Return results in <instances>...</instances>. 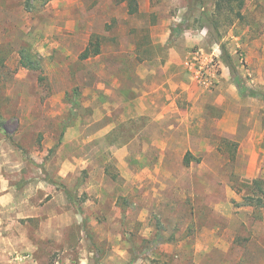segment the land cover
Here are the masks:
<instances>
[{"label": "rangeland", "instance_id": "1", "mask_svg": "<svg viewBox=\"0 0 264 264\" xmlns=\"http://www.w3.org/2000/svg\"><path fill=\"white\" fill-rule=\"evenodd\" d=\"M26 1L0 0V264H264V0L217 30L213 0ZM197 49L219 55L209 87ZM177 53L163 105L148 73Z\"/></svg>", "mask_w": 264, "mask_h": 264}, {"label": "trees", "instance_id": "2", "mask_svg": "<svg viewBox=\"0 0 264 264\" xmlns=\"http://www.w3.org/2000/svg\"><path fill=\"white\" fill-rule=\"evenodd\" d=\"M51 0H43L41 6H44L46 3H48ZM126 2V8L127 13L129 15L137 14L138 13V3L139 0H120ZM213 10L208 11L206 9L203 10L200 16V20L203 23V26H211L214 27L216 30L220 26L221 21H224L226 25H232L233 22L237 23H245L246 17L245 14L242 12L243 8L245 7V1L246 0H213ZM30 0L26 1L25 6L29 10L30 9ZM34 4V3H33ZM32 4V5H33ZM191 5L194 6H200L204 8L205 6V0H191ZM101 53V38L98 35H92L87 46L82 50L80 53L78 59L80 61H85L90 58L99 56ZM150 54V52H148ZM226 64L233 69L232 60L228 55H225ZM19 64L21 67L29 69L31 71H39V64L38 59L29 51L27 50H21L19 52ZM80 92L77 88H74L71 93L65 94V101L70 106L71 111V117L75 116V112L77 111L79 107V100ZM69 126V124L65 123L64 126H62L61 135L64 133L65 129ZM233 148V153L236 149V143L230 144ZM190 155V153H186L185 157L187 158ZM252 185H255L258 187V190L261 192V188L259 185H262V181L260 180H253L251 182ZM66 193L69 195L70 200L71 196L68 191Z\"/></svg>", "mask_w": 264, "mask_h": 264}, {"label": "crops", "instance_id": "3", "mask_svg": "<svg viewBox=\"0 0 264 264\" xmlns=\"http://www.w3.org/2000/svg\"><path fill=\"white\" fill-rule=\"evenodd\" d=\"M177 55L180 54L177 53ZM180 65H181V55L179 56V59H177V57L172 56L169 57V59L166 60L164 64H160L158 66L159 71L154 69L148 73V79L151 85L149 94L153 92L160 94L163 97L162 100L163 105L164 103H166V100H164V98L167 99L169 98L168 96L171 90H175L176 88L181 89L182 87H184V74H183V69ZM167 85L169 86V88ZM164 92L167 94H165ZM169 105H171V103ZM168 106H165V108ZM0 204H2L1 201ZM73 224L76 223L73 222ZM54 228L59 229L58 226L53 227V229Z\"/></svg>", "mask_w": 264, "mask_h": 264}, {"label": "built area", "instance_id": "4", "mask_svg": "<svg viewBox=\"0 0 264 264\" xmlns=\"http://www.w3.org/2000/svg\"><path fill=\"white\" fill-rule=\"evenodd\" d=\"M219 55L215 51L206 53L197 49L189 55L185 68L190 79L199 86L209 87L216 81L219 70Z\"/></svg>", "mask_w": 264, "mask_h": 264}]
</instances>
